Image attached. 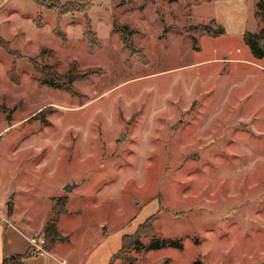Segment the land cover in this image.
Here are the masks:
<instances>
[{"label": "rangeland", "instance_id": "1", "mask_svg": "<svg viewBox=\"0 0 264 264\" xmlns=\"http://www.w3.org/2000/svg\"><path fill=\"white\" fill-rule=\"evenodd\" d=\"M70 1L85 11L0 0V205L14 193L38 224L66 195L77 251L144 222L130 264H264V56L244 39L264 27L259 0ZM42 60L89 78L40 85Z\"/></svg>", "mask_w": 264, "mask_h": 264}, {"label": "trees", "instance_id": "2", "mask_svg": "<svg viewBox=\"0 0 264 264\" xmlns=\"http://www.w3.org/2000/svg\"><path fill=\"white\" fill-rule=\"evenodd\" d=\"M41 6H45L51 9H56L58 13H66L73 10H80L85 11V6H82V2H78L79 4H74L70 0L68 1H61V0H36ZM259 6L261 5L264 7V0L258 1ZM114 27L117 28L122 36L124 45L132 49L134 46V39L133 34L136 32L135 29L130 25L129 22H122L118 20H114ZM223 26L219 27V31H223ZM57 31V29H56ZM85 38H87L88 43L90 45H97L99 44V38L97 36V32L93 29L91 22H87L85 30L83 32ZM244 39L248 46L250 47L251 51L257 57L264 56V27L261 28L260 31H251L246 30L244 34ZM2 45L9 50L7 47L6 42H1ZM44 50L42 49L39 55L43 58L44 57ZM49 50V49H48ZM10 51V50H9ZM35 71L37 72V81L40 85L49 86L51 88L62 89L66 91H73L75 89L74 84L78 80L87 79L89 76L84 73L83 71L79 70L74 65L69 66L64 71H59L56 68L54 63H49L46 61H41L34 63ZM15 67L16 63L13 62L11 68L9 69L10 77L13 80H16L15 74ZM100 71V67L95 69V73ZM67 199L66 195H61L60 201L57 200L55 203L56 209L54 210L53 215H51L45 222L43 233L46 236V246L49 247L59 238H65V236L60 232L57 226V219L62 210L65 209V206L60 204L62 201ZM13 208L12 202H9V210L11 211ZM149 220V219H148ZM147 221V220H146ZM144 222L139 224L137 229L133 233H125L122 237V245L117 252V256L122 257L123 260L132 263L133 257L128 254L127 252L131 248H137L140 246L141 243V233L146 232L150 225L147 227L145 226L144 229ZM126 236H130L129 239H126ZM171 243L178 246H182L183 243L179 238H159L154 241V246L158 247L162 244ZM22 256L19 254H13L9 257H5L3 264H19L22 263ZM198 262V261H197Z\"/></svg>", "mask_w": 264, "mask_h": 264}, {"label": "crops", "instance_id": "3", "mask_svg": "<svg viewBox=\"0 0 264 264\" xmlns=\"http://www.w3.org/2000/svg\"><path fill=\"white\" fill-rule=\"evenodd\" d=\"M10 191V190H9ZM14 195L8 199V211L4 204L0 205V264H3L5 257L13 254L22 256V263L19 264H58V258H64L69 264H130L122 257L117 256L121 245L113 243L112 247H107L110 241L107 235H100L98 243L93 248L86 251H77L70 238L71 233L65 232L60 227L59 221L62 210L57 219V226L65 238H59L51 246L49 252L43 254H31V237L43 232L44 224L51 214L43 216L36 224L28 216H23L16 210ZM9 198H11L9 196ZM13 208L9 210V202Z\"/></svg>", "mask_w": 264, "mask_h": 264}, {"label": "built area", "instance_id": "4", "mask_svg": "<svg viewBox=\"0 0 264 264\" xmlns=\"http://www.w3.org/2000/svg\"><path fill=\"white\" fill-rule=\"evenodd\" d=\"M46 236L44 233L34 235L31 237V254H44L49 252V248L46 246ZM58 264H69L64 258H58Z\"/></svg>", "mask_w": 264, "mask_h": 264}, {"label": "water", "instance_id": "5", "mask_svg": "<svg viewBox=\"0 0 264 264\" xmlns=\"http://www.w3.org/2000/svg\"><path fill=\"white\" fill-rule=\"evenodd\" d=\"M122 137H120V139H121ZM66 187L68 188V189H71L72 187H73V185H71V184H68V185H66ZM14 195V193H11V195H10V197H12Z\"/></svg>", "mask_w": 264, "mask_h": 264}]
</instances>
